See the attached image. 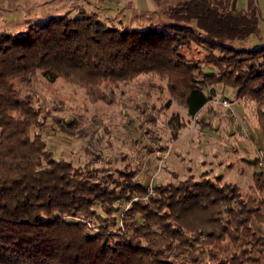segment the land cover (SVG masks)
Listing matches in <instances>:
<instances>
[{
	"label": "trees",
	"instance_id": "16d2710c",
	"mask_svg": "<svg viewBox=\"0 0 264 264\" xmlns=\"http://www.w3.org/2000/svg\"><path fill=\"white\" fill-rule=\"evenodd\" d=\"M164 11L172 21L162 26L108 23L81 6L18 34L0 30V264H264L263 171H252L248 191L220 173L157 182L123 210L117 199L146 192L135 171L95 178L55 158L42 136L41 108L15 85L39 72L81 85L94 101L104 97V82L153 71L196 118L214 91L207 84L221 83L255 102L264 142V43L231 42L259 35L258 7L252 0L245 9L233 0H177ZM190 46L203 51L182 50ZM173 118L176 135L183 122ZM243 160L256 167L254 157ZM119 220L122 232L109 231Z\"/></svg>",
	"mask_w": 264,
	"mask_h": 264
},
{
	"label": "rangeland",
	"instance_id": "374dc122",
	"mask_svg": "<svg viewBox=\"0 0 264 264\" xmlns=\"http://www.w3.org/2000/svg\"><path fill=\"white\" fill-rule=\"evenodd\" d=\"M176 1L0 0V30L18 34L30 22L67 9L71 14L76 13L81 6L95 10L108 23L143 27L155 22L162 26L172 21L164 8ZM249 2L234 1L239 9L247 8ZM254 2L264 16V0ZM262 16L258 23L259 35L231 42L235 45L263 42ZM182 50L193 56L203 51L197 46H190L189 50L182 47ZM204 67L205 71L209 70ZM15 83L21 93H29L34 105L41 108L42 136L55 158L90 169L95 178L106 176L108 172L118 176L119 171H135L134 179L146 185V192L127 201L117 199V205L123 210L135 197L146 198L148 193L154 192L155 183L176 181L189 174L197 178L202 173L209 176L220 173L224 179L248 191L251 173L257 167L243 159L254 157L255 146L264 148L256 122L255 102L239 98L241 100L235 103L233 87L221 83L207 84V88L212 87L214 91L196 118L186 113L168 88L166 77L153 71L138 73L117 84L104 82L101 86L104 97L94 101L81 85L63 78L50 82L39 72L28 83ZM223 97L230 98L231 108L216 102ZM175 113L183 126L173 135L176 121L173 118L170 123L169 118ZM95 208L104 214L98 204ZM74 219L87 221L78 215ZM87 224L98 232V225L90 220ZM252 225L256 228L258 223L254 221ZM123 228L119 220L109 231L120 233ZM201 256L206 258L205 254Z\"/></svg>",
	"mask_w": 264,
	"mask_h": 264
},
{
	"label": "built area",
	"instance_id": "2783aa9c",
	"mask_svg": "<svg viewBox=\"0 0 264 264\" xmlns=\"http://www.w3.org/2000/svg\"><path fill=\"white\" fill-rule=\"evenodd\" d=\"M216 102L220 103L222 106L230 107L231 100L226 97L216 99ZM230 113L233 114V110L230 109ZM254 158L256 160L257 169L264 172V148L262 146H255L254 149ZM152 188H149L148 191L151 192Z\"/></svg>",
	"mask_w": 264,
	"mask_h": 264
},
{
	"label": "crops",
	"instance_id": "0c3cea01",
	"mask_svg": "<svg viewBox=\"0 0 264 264\" xmlns=\"http://www.w3.org/2000/svg\"><path fill=\"white\" fill-rule=\"evenodd\" d=\"M233 1H235V0H233ZM252 1H253V3L257 6L256 2H254V0H252ZM259 14H260V18H261L262 15H261L260 12H259ZM262 17L264 18V16H262ZM258 23H259V21H258ZM250 36H251V35H250ZM250 36H249V37H250ZM260 43H264V41H263V42H260ZM232 100L235 101V103H237V100L239 101V100H241V99H239V98H237V97H233ZM203 107H204V105L201 107V109H202ZM199 111H200V110H199ZM199 111H198V112H199ZM198 112H197V113H198ZM177 139H178V137H177Z\"/></svg>",
	"mask_w": 264,
	"mask_h": 264
}]
</instances>
